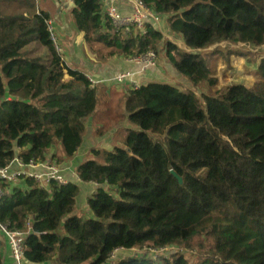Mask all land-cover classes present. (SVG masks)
<instances>
[{
  "label": "trees",
  "instance_id": "1",
  "mask_svg": "<svg viewBox=\"0 0 264 264\" xmlns=\"http://www.w3.org/2000/svg\"><path fill=\"white\" fill-rule=\"evenodd\" d=\"M72 1L73 26L96 59L153 51L193 88L216 83L212 62L221 50L208 48L264 46V0H140L183 47L161 24L126 31L100 0ZM49 19L35 0H0V168L16 156L64 164L91 118L97 137L123 124L125 135L122 147L92 148L76 168L80 182L98 186L85 214L72 178L48 186L26 179L4 193L0 222L26 231L31 220L24 264H264V54L251 86L197 95L153 80L114 100L65 63ZM34 44L46 60L30 54ZM195 246L204 255L193 262L184 251ZM132 248L137 254L112 257ZM2 252L0 242V264Z\"/></svg>",
  "mask_w": 264,
  "mask_h": 264
},
{
  "label": "crops",
  "instance_id": "2",
  "mask_svg": "<svg viewBox=\"0 0 264 264\" xmlns=\"http://www.w3.org/2000/svg\"><path fill=\"white\" fill-rule=\"evenodd\" d=\"M35 1L38 9L47 12L50 16V21L52 22L53 29L58 33L57 36H59L58 38L56 37V39L57 41H60V53L62 54L65 63L70 68L84 73L90 79V81L94 83H103L106 91L113 93L114 100L116 92L121 93L125 90V88H128L127 85H122V87H119L121 85H115L116 83H118L113 80L115 75L123 72H129L132 74V80L134 82H139L140 84L148 81H153V79L159 77L158 67L160 63L157 64V67L155 68L141 72V67L128 58L116 57L103 61L96 59V57L90 52L89 48H86V43L83 40V34L78 32L73 26V21L70 15V10L73 7L72 0ZM100 2L103 4L104 9L106 8V6L112 3L113 5H115L121 15H129L132 12V5L127 0H100ZM160 24L161 32L163 33L165 38H168V32L166 31L168 28L166 26V23L162 22ZM74 62L79 66L74 64ZM162 62L167 67H169L171 71L177 73L168 63H166L165 61ZM112 89L115 92H112ZM83 160L80 159V157L76 154L74 158L68 160L63 164V168H67L64 172L66 177H68L69 179L72 178L80 186V195L78 197V200L81 197L88 200V198H90L98 188L95 183H82L77 179L76 168ZM2 257L3 264H14L9 248L5 244L3 245Z\"/></svg>",
  "mask_w": 264,
  "mask_h": 264
},
{
  "label": "rangeland",
  "instance_id": "3",
  "mask_svg": "<svg viewBox=\"0 0 264 264\" xmlns=\"http://www.w3.org/2000/svg\"><path fill=\"white\" fill-rule=\"evenodd\" d=\"M54 30V29H53ZM57 32L54 30V35L58 38ZM167 34V33H166ZM168 38L172 41H175L183 47L182 43L172 35H167ZM57 45L60 47V41H56ZM215 47L220 48L221 53H219L212 62V77L216 78V83L211 88H193L191 84L188 82V79L180 74L175 73L174 71H171L169 67H167L165 64H163L160 57L157 56L158 64L160 63L158 67V78L153 79L157 81L166 82L172 86H175L181 90H187V89H194L197 95H200L202 93L205 94H214L218 93L220 91L226 90L229 86L234 84H244L246 86H251L257 79L256 76V69L255 65L257 63V60L259 59V56L264 54V46L259 49H240L241 46L231 45L230 50L224 43H220L217 46H212L208 48L205 51H212L215 49ZM30 54L32 56H40L43 58V60H46L47 58V51L44 47H41L37 44H34L31 47ZM87 48V45H86ZM247 50H250L249 52ZM237 53H234L236 52ZM255 54V55H252ZM257 58V59H256ZM256 59V60H255ZM77 66H79L77 63L74 62ZM81 66V65H80ZM149 80V79H148ZM146 81V80H144ZM137 85H132L130 82H124V83H116L115 85H121L119 87H122V85L133 86L134 88H137L139 86V82H136ZM118 87V86H117ZM112 92H115L112 89ZM115 94V93H114ZM119 92H116L115 99L117 100ZM103 106L101 105V108ZM124 124L119 126L118 128L112 129L111 131H108L103 135V137H97L95 134L96 128L98 127V124L96 123L95 118H91L88 123V129L85 134L84 141L78 150L77 156L80 157V159H86L89 156V151L92 148H106L108 150H111L115 143L120 142L124 135H125V129ZM57 149V146L52 148V152L55 153ZM80 151V152H79ZM57 161L56 159H53ZM59 166V164L57 162ZM85 198H80L78 200V211L81 214L86 213V201ZM83 216V215H81ZM181 250V249H180ZM173 251H175V248H166L160 251L159 254L161 255H170ZM137 252V251H135ZM135 252H129L124 251L123 253L117 254L120 258H125L126 256L130 255L133 256L134 254H137ZM139 251L138 253H140ZM143 252V251H142ZM141 252V253H142ZM154 254H158L156 251H153ZM185 256L190 259V261L195 262L199 256H203L204 254L202 251L198 248V246L193 247L192 249L185 250Z\"/></svg>",
  "mask_w": 264,
  "mask_h": 264
},
{
  "label": "built area",
  "instance_id": "4",
  "mask_svg": "<svg viewBox=\"0 0 264 264\" xmlns=\"http://www.w3.org/2000/svg\"><path fill=\"white\" fill-rule=\"evenodd\" d=\"M127 1L132 5V12L129 15H121L112 3L104 9L105 14L115 27L124 28L126 31L136 27L145 32V25L148 21L160 24L161 18L159 15L146 7L140 0ZM48 24L51 39L54 41L57 50L60 51L61 49L56 43L57 39L50 19ZM129 59L141 67V72L157 67V58L153 51ZM113 80L118 83L129 81L132 85H137L132 80V74L129 72L119 73L115 75ZM66 169L63 168V164L59 166L55 160L45 162L29 161L25 163L19 156H16L9 165L0 168V199L10 188L24 187L26 179H33L38 186H48L51 182L66 184L69 181V178L64 173ZM30 228L31 220L27 223V229L29 230ZM28 230H11L7 225L0 222V242L9 248L14 264H24V239ZM124 251V249H118L112 254V257ZM130 251L135 252V249L132 248Z\"/></svg>",
  "mask_w": 264,
  "mask_h": 264
},
{
  "label": "water",
  "instance_id": "5",
  "mask_svg": "<svg viewBox=\"0 0 264 264\" xmlns=\"http://www.w3.org/2000/svg\"><path fill=\"white\" fill-rule=\"evenodd\" d=\"M122 147V145H120ZM179 181L181 182V179L178 177Z\"/></svg>",
  "mask_w": 264,
  "mask_h": 264
}]
</instances>
